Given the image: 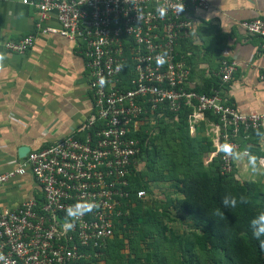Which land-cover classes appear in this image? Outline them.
<instances>
[{"label": "built area", "instance_id": "obj_1", "mask_svg": "<svg viewBox=\"0 0 264 264\" xmlns=\"http://www.w3.org/2000/svg\"><path fill=\"white\" fill-rule=\"evenodd\" d=\"M21 3L36 9L35 33L6 41L3 48L23 54L39 32L74 42L82 49L92 112L76 131L28 152L14 169L0 174V187L29 174L42 197L0 211V264L99 260L113 237L114 221L127 215L130 177L140 153V122L148 116L161 118L190 107L189 134L203 123L222 174L232 172L237 152L249 155L241 140L264 132V113L242 114L218 91L205 95L186 87L190 71L176 49L192 34L197 15L209 8L207 0ZM51 17L55 28L45 25ZM240 26L260 39L264 49V11ZM234 71L233 62L222 60L220 81L228 83ZM259 80L264 81V69ZM206 112L216 120H208ZM135 196L144 199L146 193L138 190Z\"/></svg>", "mask_w": 264, "mask_h": 264}, {"label": "crops", "instance_id": "obj_2", "mask_svg": "<svg viewBox=\"0 0 264 264\" xmlns=\"http://www.w3.org/2000/svg\"><path fill=\"white\" fill-rule=\"evenodd\" d=\"M207 1L209 8L197 15L192 34L176 49L190 71L186 87L202 89L213 80L219 95L237 112L264 113V81L259 80L264 49L260 39L247 35L240 26L243 21L262 17L264 1ZM36 19V9L21 0H0V174L14 169L28 152L76 131L92 112L82 49L74 42L39 32L33 46L23 54L3 48L6 41L35 33ZM45 25L57 26L54 17ZM224 59L235 66L228 83L219 78ZM144 124L142 120L140 128ZM241 148L249 155L237 152L234 156L239 178L263 180L264 132L248 134L241 140ZM30 199L42 201L39 187L29 174L0 187V211Z\"/></svg>", "mask_w": 264, "mask_h": 264}, {"label": "trees", "instance_id": "obj_3", "mask_svg": "<svg viewBox=\"0 0 264 264\" xmlns=\"http://www.w3.org/2000/svg\"><path fill=\"white\" fill-rule=\"evenodd\" d=\"M125 75L122 77L124 80L127 79ZM187 89L211 95L218 86L216 81L209 80L202 89ZM191 112L190 107L183 106L177 113L165 112V117L159 118L156 113L150 115L144 125H149L154 119L157 126L150 123L155 129L149 131L141 126L137 137L140 147L138 158L143 157L144 162L149 154L153 157L156 152L166 154V158L158 163L159 167L153 165V161L146 165L148 182L165 180L171 175L175 179L178 196L165 198L166 210L163 211L148 205L146 198L137 199L136 191L150 188L139 183L138 175L144 166L132 168L127 215L114 221L113 237L108 241L104 255L99 260L81 261L79 264L103 261L114 244L118 242V246H122L124 231L135 221L139 241L151 240L150 246L154 249L160 245L174 247L169 244L177 243L175 248L185 258V264H200L197 253L204 264H264V235L257 237L254 234L257 230L264 233V179L242 181L235 168L229 174H222L218 159L211 156L210 138L198 135L203 123L194 135L189 134L188 117ZM205 117L210 121L216 120L211 112H206ZM150 131H153L152 135H149ZM155 140L160 144L152 146ZM170 166L171 173L164 174ZM168 211L185 221L188 228L184 229L188 231L180 235L170 231L161 222ZM155 257L160 260L158 264H168L163 256ZM121 258L130 264H140L137 260L141 264H152L150 256L140 252L130 251L127 259Z\"/></svg>", "mask_w": 264, "mask_h": 264}, {"label": "rangeland", "instance_id": "obj_4", "mask_svg": "<svg viewBox=\"0 0 264 264\" xmlns=\"http://www.w3.org/2000/svg\"><path fill=\"white\" fill-rule=\"evenodd\" d=\"M155 121L154 119L150 120V123L154 125L156 123ZM150 123L149 125H144V129H147L148 131L151 129H155V128H152V125ZM156 126H157V123H156ZM153 131H150L149 135H152ZM200 134H204V127L198 130V135L200 136ZM159 144L160 143H158V141L155 140V142L153 141L152 146H157ZM152 151L153 149L150 151V153H152ZM149 156L150 157H146L145 162H144L143 157L138 158L137 160V163H138L137 166L139 167H141V165L144 166V168L141 169V172L138 175L139 183L144 186L146 184L147 187L149 186L150 188L149 190H145V193L147 195L146 197V200L148 202L147 204L150 205L151 207H155V208L158 207L160 211H163V210H166L165 198L175 199L178 196L175 185H174L175 179L171 175H169L171 173L172 166L168 167V170L164 172V174L169 175L167 176L168 178H166L165 180H160L158 182L150 183L148 182L149 179L147 178L148 166L146 168V165L150 163L151 161H153L152 164L153 165L155 164L157 165V167H159L158 163L162 162L166 158V154L161 153V152H156V155L154 157L152 156V154H149ZM168 209L171 210L170 208ZM178 218L179 217L177 216V214H174L173 212L169 213L168 211L167 214L164 217H162L161 222L165 224L169 228V230L172 231L174 234L180 235L184 233V231H188V229H184V227L188 228V224L182 219H178ZM129 226L130 227L124 231L125 238H124V241L121 240L122 246L119 247L118 242L114 244L110 252L106 254L105 259L103 261L101 260L98 264H106L107 262L108 264H130V263L125 262V259L123 260V258H121L123 256L127 259L130 256V251L140 252L146 255L148 254V256H150V261L152 264H158L160 261V260L158 261L155 255H158V256L161 255L164 258H166L168 264H185V258L180 254L181 252L179 253L178 248H175L177 243L174 242V243L169 244V246L171 245L174 247L160 245L159 247L157 246V249H154L153 247L150 246L152 245L151 240H143V241L138 240L137 234H136L137 233V222L136 221L134 222V224L129 225ZM196 255L198 259L200 260V264H204L203 259H200V256H198L199 254L197 253ZM131 257H133L132 254H131ZM110 259L113 261V263L110 261ZM137 263L141 264V261L137 260Z\"/></svg>", "mask_w": 264, "mask_h": 264}, {"label": "clouds", "instance_id": "obj_5", "mask_svg": "<svg viewBox=\"0 0 264 264\" xmlns=\"http://www.w3.org/2000/svg\"><path fill=\"white\" fill-rule=\"evenodd\" d=\"M225 203H227V200H225ZM254 224H256V221H253ZM257 237L260 236V235H264V233L260 232L259 230H257L255 233H254Z\"/></svg>", "mask_w": 264, "mask_h": 264}]
</instances>
